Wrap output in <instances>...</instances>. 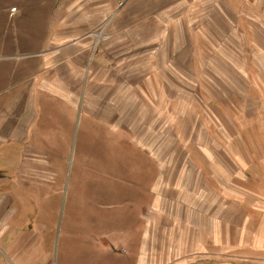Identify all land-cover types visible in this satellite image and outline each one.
I'll use <instances>...</instances> for the list:
<instances>
[{
    "label": "rangeland",
    "instance_id": "rangeland-1",
    "mask_svg": "<svg viewBox=\"0 0 264 264\" xmlns=\"http://www.w3.org/2000/svg\"><path fill=\"white\" fill-rule=\"evenodd\" d=\"M70 43L81 83H30L0 152V264H264V0H0V85Z\"/></svg>",
    "mask_w": 264,
    "mask_h": 264
},
{
    "label": "crops",
    "instance_id": "crops-1",
    "mask_svg": "<svg viewBox=\"0 0 264 264\" xmlns=\"http://www.w3.org/2000/svg\"><path fill=\"white\" fill-rule=\"evenodd\" d=\"M13 14L11 15L13 16ZM84 56H88L91 63V54L81 48L78 43H70V46L69 44L63 45L59 50L52 51L40 57L39 62L42 63L44 69H38L37 72H33V67L24 63L27 54L19 53L11 56L13 63L4 69L9 83L0 85L2 87L8 86V100L11 97L8 102H2L4 104L2 110L4 115H0V152H8V150H10V148H8L10 145L14 149L17 145L26 144L27 137L31 136V118L26 116V113L29 112L31 100L30 83H42V86L49 89L48 91L52 93L49 94L52 96H55L54 93H56L59 87H61L60 92L62 91L64 83H68L67 86L72 89L74 86L77 88V83H81V63L83 62L82 59ZM17 89H19L18 93ZM70 94L72 96L74 95L73 90L70 91ZM250 173H252V171H250ZM210 226V230L219 231L216 227L217 224H210ZM111 242H114V239ZM147 248H149V243L145 241V244L138 248L137 255L134 251H129L126 255H122L121 252L116 253L113 243H110L106 255L111 260V264H193V262L195 264H209L208 261L203 262V260L209 258V256L216 257L218 260L219 258H223V261L219 260V264H226L224 261L226 257L222 252L223 250H221V253L220 251L210 253L202 252L201 256L187 257V260L183 263L179 258H174L176 253L174 256H170V254L167 253L168 258L165 262L162 261L164 258L158 260L159 262L156 259L151 261L146 258ZM254 248L262 250V247L258 248L254 246ZM258 257L263 258L260 253H258ZM198 258L201 259L199 260ZM256 258V256L246 255L241 257V260L246 261L247 263L245 264H248L250 262H256Z\"/></svg>",
    "mask_w": 264,
    "mask_h": 264
},
{
    "label": "built area",
    "instance_id": "built-area-1",
    "mask_svg": "<svg viewBox=\"0 0 264 264\" xmlns=\"http://www.w3.org/2000/svg\"><path fill=\"white\" fill-rule=\"evenodd\" d=\"M14 11H15V9H11V13L14 12Z\"/></svg>",
    "mask_w": 264,
    "mask_h": 264
}]
</instances>
